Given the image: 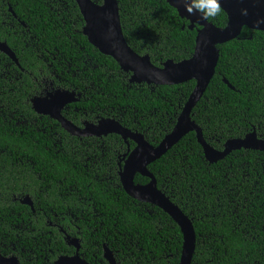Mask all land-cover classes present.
Here are the masks:
<instances>
[{
	"label": "trees",
	"instance_id": "1",
	"mask_svg": "<svg viewBox=\"0 0 264 264\" xmlns=\"http://www.w3.org/2000/svg\"><path fill=\"white\" fill-rule=\"evenodd\" d=\"M98 5L103 0H92ZM123 33L153 65L179 63L195 52L190 30L167 0H117ZM209 22L228 24L221 13ZM75 0H0V253L21 264H55L76 249L91 264H179L183 234L162 209L131 198L120 171L135 148L117 135L76 137L32 99L54 90L76 92L63 116L78 127L113 119L158 146L175 128L196 82L174 86L132 83L110 56L83 34ZM220 59L192 119L219 151L256 131L264 139V32L244 28L219 45ZM225 80L230 84V87ZM121 164V166H120ZM158 188L193 222V264H264V152L238 150L209 163L195 132L149 166ZM150 178L139 174L135 183ZM29 196L31 206L22 204Z\"/></svg>",
	"mask_w": 264,
	"mask_h": 264
},
{
	"label": "water",
	"instance_id": "2",
	"mask_svg": "<svg viewBox=\"0 0 264 264\" xmlns=\"http://www.w3.org/2000/svg\"><path fill=\"white\" fill-rule=\"evenodd\" d=\"M75 1L85 21L83 34L100 53L112 57L122 70L132 73L130 80L132 83L174 86L195 81V89L179 116L175 128L158 146L150 145L144 135L124 128L113 119H101L96 123L86 122L83 127L76 126L63 116V111L68 105L79 101L74 91L58 89L44 96L35 97L31 101L33 110L39 115L48 116L57 121L65 131L76 137L102 138L117 134L125 142L132 140L136 146L125 157L123 165L120 164L121 184L131 198L162 209L176 222L184 239L179 264H193L197 246L193 222L158 188L154 175L149 171V166L165 156L191 132L197 134L205 158L211 164H216L238 150L264 152V139L260 138L256 131L245 138L227 141L223 151L216 150L205 141L201 128L192 119L194 108L205 95L215 76L220 59L218 46L239 38L245 27L264 32V23L258 22L264 20V0H221V9L228 16V24L225 28H219L209 20H201L198 14L189 15L183 8V0H167L183 19L190 22V30H194L197 26L200 29L197 31L194 55L179 63L168 61L162 67L153 65L149 55L141 56L130 47L123 33L117 0H103L102 5L92 0ZM0 52L19 65L16 55L6 43L0 42ZM225 82L230 86L226 80ZM137 174L150 178L151 181L146 185H138L135 183ZM22 204L31 206L33 209V202L29 196L22 201ZM66 240L76 249V253L73 256L59 257L55 264H91L80 254V239L68 236ZM104 258L109 264H118L114 254L106 245ZM0 264L21 263L17 256L6 257L0 253Z\"/></svg>",
	"mask_w": 264,
	"mask_h": 264
},
{
	"label": "clouds",
	"instance_id": "3",
	"mask_svg": "<svg viewBox=\"0 0 264 264\" xmlns=\"http://www.w3.org/2000/svg\"><path fill=\"white\" fill-rule=\"evenodd\" d=\"M183 8L189 15L198 14L201 20L214 19L221 13V0H183Z\"/></svg>",
	"mask_w": 264,
	"mask_h": 264
},
{
	"label": "flooded vegetation",
	"instance_id": "4",
	"mask_svg": "<svg viewBox=\"0 0 264 264\" xmlns=\"http://www.w3.org/2000/svg\"><path fill=\"white\" fill-rule=\"evenodd\" d=\"M70 237H72V236H70ZM72 238H77V237H72ZM79 239V238H78ZM68 243V242H67ZM80 243H81V241H80ZM69 245V244H68ZM69 246H71V245H69ZM73 247V246H72ZM76 253V252H75ZM73 256V255H72Z\"/></svg>",
	"mask_w": 264,
	"mask_h": 264
}]
</instances>
